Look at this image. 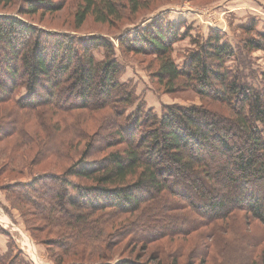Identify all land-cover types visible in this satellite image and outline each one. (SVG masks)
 <instances>
[{
    "label": "trees",
    "instance_id": "16d2710c",
    "mask_svg": "<svg viewBox=\"0 0 264 264\" xmlns=\"http://www.w3.org/2000/svg\"><path fill=\"white\" fill-rule=\"evenodd\" d=\"M141 5L142 0H79L74 25L88 15L110 22ZM62 7L63 0H19L15 13H0V104L12 103L0 114V141L14 136L20 145L38 146L40 156L74 153L63 172L7 183L2 189L10 206L56 230L54 243L66 252L102 243L104 229L115 222L122 234L145 244L202 227L228 233L234 220L264 227V70L256 85L247 80L255 74L251 52L264 50V32L235 45L210 29L181 64L171 54L184 36L179 23L157 17L127 34L120 50L124 45L154 54L166 91L182 88L183 79L201 98L226 108L175 102L157 114L119 80L124 66L109 38L51 30L23 17ZM244 28L254 31L255 20ZM99 47L104 50L97 58ZM100 150L103 155L90 157ZM1 152L0 147L1 164H11L14 156ZM73 175L86 182L72 183ZM25 263L12 242L0 254V264ZM112 264L150 263L125 258Z\"/></svg>",
    "mask_w": 264,
    "mask_h": 264
},
{
    "label": "rangeland",
    "instance_id": "374dc122",
    "mask_svg": "<svg viewBox=\"0 0 264 264\" xmlns=\"http://www.w3.org/2000/svg\"><path fill=\"white\" fill-rule=\"evenodd\" d=\"M78 1L63 0V7L58 10L39 11L23 17L51 30L109 38L114 45L118 61L124 66L119 80L130 85L138 100L157 114L162 111L164 104L175 102L208 103L220 111H225L226 108L216 100L201 98L192 88L184 86L186 83L183 79L180 82L182 88L178 86L173 91H166L156 76L158 60L154 54L137 53L124 49V45L122 51L120 50L118 43L127 34L130 37L135 29L157 17L179 23L180 31L184 32V36L173 43L171 54L176 63L181 64L187 53L195 47V41L205 39L210 29L221 31L223 38L235 45L243 42L246 36H256L257 32H264V0H244L246 6L236 10L231 4L234 5L237 0H142L140 9L135 13L126 11L124 16L116 20L112 19L110 22L95 21L93 16L88 15L84 22L76 27L73 14ZM18 3L19 0H10L7 5L0 4V13H15ZM250 19L255 20L254 31L244 28ZM103 50L102 47L97 48L95 51L97 58L103 55ZM250 55L255 76L252 75L247 80L256 85L258 71L264 70V50H253ZM227 64L232 65V62L228 61ZM5 105L9 107L12 103H1L0 114L6 110ZM83 116L87 117L85 114ZM46 119L49 121L48 118ZM53 119L56 117L54 116ZM39 134L43 136L44 132L39 131ZM16 140L17 138L12 136L0 141L1 153H10V156H14L12 163H8L7 166H3L0 161V215L8 214L12 222L20 225L21 232L23 231L27 238L33 241L38 256L44 258L43 264H112L125 258L150 264H228L227 262L230 261L240 262L239 264H264V227L254 221L246 224L244 220H234L231 224L236 225L232 226L228 233L221 232L219 228L211 233L212 230L202 227L190 231L188 235H177L174 238L164 236L146 244L136 242L129 234H122L121 223L115 222L113 226L104 229L105 239L102 243L95 244V247L78 245L77 249L66 252L62 246L54 243L58 236L56 230H50L41 222L33 221L25 207L21 208L27 213L22 215L20 209L10 206L5 198L6 192L2 188L7 183L26 181L44 172H63L74 161L73 150L71 149L72 158L40 156L38 146L20 145ZM116 144L118 146L116 148L124 145ZM83 146L82 142L78 150ZM104 151H95L90 157H100ZM81 165L86 168L93 167L92 162H83ZM70 181L86 182L74 175L70 176ZM69 189L71 198L75 199L77 195L72 184L69 185ZM24 216L28 219V223H24ZM126 217L127 215H119L118 218L120 220ZM239 227L242 232H238ZM215 230L217 234H214ZM3 233L0 225V254L7 250V247L4 249V244L8 245L12 242L14 250L20 252L25 264H35L24 242L26 237L20 231L16 230L8 237ZM224 257L227 258V262L222 260L225 259Z\"/></svg>",
    "mask_w": 264,
    "mask_h": 264
},
{
    "label": "crops",
    "instance_id": "0c3cea01",
    "mask_svg": "<svg viewBox=\"0 0 264 264\" xmlns=\"http://www.w3.org/2000/svg\"><path fill=\"white\" fill-rule=\"evenodd\" d=\"M244 0H237L234 5L231 4V6H233V9H239L240 7H245L246 3L243 2ZM252 8V7H249ZM4 213V212H3ZM0 225L4 231L3 235H5V237L11 236L13 235L12 233L15 232L17 230V232L20 231V233H22L23 236L26 237L25 239V243L27 244V248L32 256V259H34L35 257V252L34 250L31 248L33 247L35 249V245L33 243V241L31 239H28L26 234L20 229V225L19 224H15L14 222L11 221V218L8 214H4V215H0ZM6 241V240H5ZM7 242V241H6ZM7 247V244H4V249ZM37 251V249H35Z\"/></svg>",
    "mask_w": 264,
    "mask_h": 264
},
{
    "label": "built area",
    "instance_id": "2783aa9c",
    "mask_svg": "<svg viewBox=\"0 0 264 264\" xmlns=\"http://www.w3.org/2000/svg\"><path fill=\"white\" fill-rule=\"evenodd\" d=\"M33 250H34V252H35V257H34V259H32L33 261H34V263L35 264H40V263H42L43 264V257L41 258V257H39L38 256V254H37V251L33 248V247H31Z\"/></svg>",
    "mask_w": 264,
    "mask_h": 264
}]
</instances>
